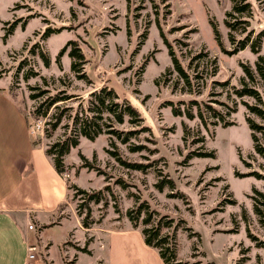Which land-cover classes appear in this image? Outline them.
Returning <instances> with one entry per match:
<instances>
[{"label": "rangeland", "instance_id": "1", "mask_svg": "<svg viewBox=\"0 0 264 264\" xmlns=\"http://www.w3.org/2000/svg\"><path fill=\"white\" fill-rule=\"evenodd\" d=\"M246 1L251 14L227 16L231 0H0V86L26 114L37 143L45 148L63 138L72 116L85 115L90 92L103 86L116 91L115 101L127 98L144 119L131 124L125 115L119 123L104 113L97 119L102 133L93 140L79 137L65 156L62 175L70 185L62 208L66 231L55 230L46 245L29 238L37 247L34 264H157L135 233L112 237L113 252L105 251L110 236L103 229L132 228L127 212L141 205L137 228L142 234V228L159 225L180 264H264V157L254 149L246 116L261 125L264 119L244 104L264 109V86L255 69L264 38L258 54L249 45L232 52L225 24L238 23L235 42L248 31L254 39L264 30V0ZM75 46L85 59L79 74L89 80L71 70ZM170 49L190 84L174 69ZM241 63L252 69L255 79L247 85L260 92L263 103L235 95L244 76ZM54 94L73 96L35 116L34 109ZM208 105L233 124L210 116ZM188 106L192 119L184 114ZM174 107L182 114L175 115ZM60 111V124L46 136ZM110 129L121 137L105 132ZM256 135L264 145L263 134ZM118 156L145 167L127 168ZM82 191H101L102 200L85 204ZM148 212L151 220L144 225ZM85 218L92 230L84 227ZM50 245L60 251H51L49 262L44 251Z\"/></svg>", "mask_w": 264, "mask_h": 264}, {"label": "crops", "instance_id": "2", "mask_svg": "<svg viewBox=\"0 0 264 264\" xmlns=\"http://www.w3.org/2000/svg\"><path fill=\"white\" fill-rule=\"evenodd\" d=\"M33 141L26 114L0 86V264H24L29 238L46 245L56 237L55 230L66 231L62 208L68 203L67 183L45 155L44 146ZM103 230L110 236V240L104 236L105 251L112 250V237L135 233L142 250L150 252L157 264H165L158 251L145 244L140 229L127 224ZM51 248L44 251L49 262L51 251H60Z\"/></svg>", "mask_w": 264, "mask_h": 264}, {"label": "trees", "instance_id": "3", "mask_svg": "<svg viewBox=\"0 0 264 264\" xmlns=\"http://www.w3.org/2000/svg\"><path fill=\"white\" fill-rule=\"evenodd\" d=\"M232 7L231 11L227 13V16H232L234 14H251V4L249 1L246 0H231ZM244 22V21H240ZM210 24L212 26L214 38L217 41L219 46H222V42L220 40V34L217 29V25L215 22L210 19ZM226 26L229 28V38L231 40V44H234V48L232 52H237L239 50L244 49L246 46L249 45L250 50L254 54H258L261 48V38H264V30H261L260 33H257L256 38L252 39V31H248V35H246L244 38L238 40L235 42V39L232 35V31L236 30L238 28V23L231 22L226 20L225 21ZM245 30V29H243ZM163 35V34H162ZM164 36V35H163ZM165 39V38H164ZM165 43L170 48V44L165 39ZM170 55L172 58L173 66L176 72L184 78L188 84H190L189 75L186 73V71L181 66L179 60L174 55V52L170 49ZM40 55L46 65H48L49 58L47 54L40 49ZM70 56L73 58L72 64H71V70L75 72L79 78L87 77L85 74H79V65L84 64L85 59L83 57V54L79 50L77 46H75L72 51L70 52ZM201 54H198L196 58L201 57ZM81 60V62H80ZM80 63V64H79ZM264 55L258 54L257 61L255 63V69L256 73L259 75L262 85L264 86ZM241 69L244 73V76L242 77V86L237 87L234 89V93L237 97H243V96H250L253 97L256 101L259 103L262 102V98L260 95V92L252 87L247 85V79L253 81L254 74L252 69L244 64H240ZM31 73V72H30ZM30 73H27L26 77L30 75ZM33 74V73H32ZM197 78V77H196ZM89 80V79H88ZM226 82H222V85H225ZM90 99L89 104L86 109L84 110V116H79L77 113H75L72 116V124L71 128L67 127V130L69 132H65L63 138L58 139L57 141L53 142L51 145H48L44 148L45 155L49 158L51 161L54 169L61 175L65 172V156L69 153L71 148H74L79 143V137L83 136L87 139L93 140L97 135L103 132V128L100 125V123L97 121V119L102 118V114L107 113L108 115L114 116L119 123H123L124 116L127 115L129 117V123H138L139 121H143V117L139 113L138 109L130 103V101L127 98H124L122 101H115L118 100L119 96L116 93V91L113 88H108L106 86L101 87L98 91L94 90L90 92ZM73 95H67V94H54L52 97H50L44 105H39L36 107L33 111L35 116H44L47 114L50 107L54 106L56 103L67 100L71 98ZM93 96V98H92ZM193 101V100H191ZM196 102V101H193ZM247 107V110L249 113L255 114L261 119H264V109L259 107L257 104H248L245 103ZM56 106V105H55ZM210 116L219 119L220 122L223 123V125H230L233 124L232 121H227L219 115V111L210 105L207 106ZM184 114L187 116V118L192 119L194 117L193 113L191 112L189 106L188 109H184ZM88 112H91L92 114L89 115ZM173 113L175 115H181L182 111L178 109L177 107L173 108ZM63 114V111L58 112L54 118V121L50 122V130H46V136H49L50 133L57 128V126L61 122V116ZM198 117L202 121V123H206L205 116L202 113V110H198ZM29 121V120H28ZM246 122L250 128L251 131V138L253 141V146L255 151L260 154L262 157H264V145H261L258 143V137L257 133L263 134L264 138V125H261L254 121L250 116H246ZM30 123V122H29ZM105 132L108 133H114L115 136L121 137L120 133L117 131H114L113 129L106 130ZM134 133L133 132H127L122 137V142L126 143L129 139V135ZM39 144L36 140L33 141V145ZM135 149V148H133ZM138 149V147L136 148ZM198 153V152H197ZM198 154H204V155H213L212 152L209 153H202L199 152ZM120 164L126 166L127 168H135V169H142L145 167V165L142 164H136V163H129L124 160H122L119 156L117 157ZM259 176V175H258ZM67 187H70L68 181H66ZM81 192V191H80ZM85 193V196L83 197V200L85 204H88V202H95L98 203L100 200H102V192H92V193ZM143 205H141L136 211L129 210L127 212V216L129 221L132 223L133 228L138 227V221L140 217V213L143 211ZM151 212H148L147 216L143 218L144 225L149 224L151 220ZM86 217H89V213L86 215ZM83 225L86 228L91 227V221L87 222V219L85 218L83 220ZM160 227L159 225H154L153 227H144L142 228V235L145 244H147L150 247H153L157 249L159 256L163 260L165 264H180L179 261H177V255L176 250L173 241L169 240L168 236H160ZM83 252H88L86 248L82 247Z\"/></svg>", "mask_w": 264, "mask_h": 264}, {"label": "built area", "instance_id": "4", "mask_svg": "<svg viewBox=\"0 0 264 264\" xmlns=\"http://www.w3.org/2000/svg\"><path fill=\"white\" fill-rule=\"evenodd\" d=\"M38 127H41V124H38ZM29 131H30V134L32 135V137H34V135H33L34 134L33 127L30 126L29 127ZM42 132H44V128L41 129V134H42ZM32 228H33L32 224L29 223L28 224V229L31 230ZM36 249H37V247L35 245H32L30 243L27 245V253H26L25 260H24V264H34L35 255H36Z\"/></svg>", "mask_w": 264, "mask_h": 264}]
</instances>
